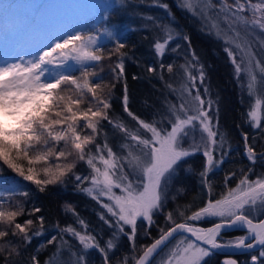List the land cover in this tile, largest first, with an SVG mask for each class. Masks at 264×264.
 <instances>
[{
  "label": "snow or ice",
  "instance_id": "6c2138e0",
  "mask_svg": "<svg viewBox=\"0 0 264 264\" xmlns=\"http://www.w3.org/2000/svg\"><path fill=\"white\" fill-rule=\"evenodd\" d=\"M141 3L166 14L163 20L144 13L139 19L147 31L144 38L151 36L152 61L145 70L175 96L165 97L163 110L150 119L129 108L124 72L125 61L132 59L125 51L130 37L110 20L112 13L129 6L128 0H102L94 10L108 23L94 30L65 32L52 44L33 37L37 46L29 59L13 62L5 58L10 53H0L3 264H207L228 248L250 254L247 264H264V142H257V135L264 141V0H177L178 8L205 21L223 40L242 100L245 95L249 99L243 123L237 125L248 166L225 172L219 191L214 176L233 158V142L220 126L218 101L205 83V65L187 33L176 27L179 20L167 0ZM180 41L188 45L184 64L166 63L165 56L177 52ZM113 56L107 76L123 81L121 105L131 123L115 113V83L109 87L102 74V62ZM165 74L169 80L179 75L180 87L166 81ZM244 125L258 134L250 139ZM110 132L119 136L115 145ZM197 155L203 158L199 169L192 163ZM81 164L86 171L79 170ZM182 174L198 177L203 190L204 203L195 210L194 201L181 204L177 199L187 193ZM69 184L100 206L97 216L109 230L106 238L102 228L90 225L67 202L63 212L73 223L62 226L55 221L54 234L48 236L45 216L37 215L43 212L39 195L49 186L67 189ZM18 195L32 201L27 211ZM169 201L174 204L171 210L166 208ZM161 215L163 226L156 219ZM138 221L142 237H150L151 243H137ZM203 221L214 223L197 225ZM229 229L244 234L226 238L223 233ZM124 238L130 255H120ZM34 240L39 243L29 251ZM49 245L55 248L42 262ZM223 264L238 261L226 259Z\"/></svg>",
  "mask_w": 264,
  "mask_h": 264
},
{
  "label": "trees",
  "instance_id": "16d2710c",
  "mask_svg": "<svg viewBox=\"0 0 264 264\" xmlns=\"http://www.w3.org/2000/svg\"><path fill=\"white\" fill-rule=\"evenodd\" d=\"M170 4L172 11L174 12L176 18L179 20V24L176 25L178 29H182L190 37L191 48L195 50L196 54L200 57L201 62L204 63L207 78L205 80L206 84H209L210 91L212 93V98L218 101L219 104V122L223 130H226L231 137L233 142V153L231 159L226 161L222 166V169L217 171L214 176V182L217 186V191H219V185L224 180V173L232 170L238 171L242 167L248 166V161L243 154V141L240 136V130L237 128V125L243 123V114L247 110L249 99H245L243 96L242 100V91L240 85L234 79L233 76V66L224 51V45L221 41L214 38L211 34L206 32L201 28V25L198 21L190 17L186 12L184 13L180 10L175 4L174 0H167ZM128 4L131 8H134L138 15L151 14L154 16L160 17V19H166V14L160 12L158 7L152 9L144 3H141L140 0H128ZM126 9V8H125ZM124 9L125 12H127ZM128 13V12H127ZM114 16H120V12L112 13ZM101 24H107L106 21H101L100 16L93 14L91 20L88 23V30H94L96 27H100ZM133 24V25H132ZM130 28L126 29L125 32L130 37L128 41V47L125 51H128L132 56V59H127L125 61V72L128 95H129V108L139 115L141 118L150 119L152 113L157 110H163L165 97L170 100H175V96L169 93V90L164 86V81L150 78L149 74L145 70V65L152 61V56L149 53V46L151 43V36L148 39H145L144 36L147 35V31L141 27L142 22L135 24L132 22ZM129 29H136V31H129ZM105 41L108 38L104 39ZM113 45L108 44V48H111ZM188 45L180 41V48L177 52L169 53L165 56V62H172L174 65H182L185 62V50ZM107 51V50H106ZM116 57H112V61L105 60L102 62L103 73L107 76L110 71V66L115 61ZM139 60V66L136 62ZM99 72L100 69L98 68ZM179 69L174 67V74L178 73ZM193 75H196V69L192 70ZM78 74V73H77ZM137 77L134 79L133 77ZM165 80L169 83H172L174 87L178 88L179 84L182 82V79L179 75H175L173 79L169 80L168 74H165ZM107 84L111 87V84L115 83V88L113 91L114 99L112 100L113 109L116 114H119L127 123H131L127 118L126 114L123 113L121 98L123 96V81L116 82L112 80L111 76H107ZM197 86L199 81H197ZM201 94L203 95V88L201 87ZM244 131L249 133L250 139L253 135H257L259 130H254L249 128L247 125H244ZM119 140V136L112 137L110 132V142L115 145ZM257 142L260 141L257 135ZM115 150V149H114ZM193 166L199 169L203 163V158L199 155L192 158ZM80 171H86L84 165L79 166ZM261 168L257 166L256 171L259 172ZM183 175V174H182ZM190 183L193 185V191L196 194H199V202L193 205V210L196 207L202 206L204 201L201 199L203 195V190L196 176L187 175ZM235 180L229 181V184L234 186ZM185 185V183H184ZM187 187V185H185ZM7 195V194H5ZM16 199L25 203V210H28V207L31 204V200L25 199L22 196H17ZM65 202L71 204L75 210L90 223V225L99 229H103L105 238L109 234V230L103 223L98 219L97 213L101 212L102 209L100 206L88 198L82 193H78L74 190L71 184L68 185L67 189H61L59 187L49 186V190L46 193L39 195L38 205L43 209L42 213L45 216V228L48 230V236L54 234L53 224L55 221L59 220L60 224L63 226L68 223H73V218L71 215H65L63 208ZM167 210H170L169 208ZM28 217L21 216L20 219H26ZM35 219V217H33ZM157 223L163 226L164 217L158 216ZM213 222H197V225L200 226H209ZM140 222L138 221V241L137 243H151L150 237H142L140 232ZM152 236L155 237L158 235L155 227L150 229ZM242 232L234 231L227 232L223 235L226 238H233L239 235H242ZM48 237H41L40 239H47ZM39 243V240H34V247ZM55 248V245H49L47 252H43L40 256L41 261L43 262L44 258L51 253ZM128 254L130 255V248L126 238H124L123 247L120 250V255ZM220 256L214 254L208 258L207 264H219ZM245 261H241L240 264H244ZM0 264H3V260L0 259Z\"/></svg>",
  "mask_w": 264,
  "mask_h": 264
},
{
  "label": "rangeland",
  "instance_id": "374dc122",
  "mask_svg": "<svg viewBox=\"0 0 264 264\" xmlns=\"http://www.w3.org/2000/svg\"><path fill=\"white\" fill-rule=\"evenodd\" d=\"M101 2L102 0H0V53H10V56L5 58L13 62L19 60L20 57L29 59L37 46L33 39L35 36H40L45 43L52 44L54 38L62 36L65 32L77 30L87 32L92 15L94 13L99 15L98 11L94 9ZM174 2L177 5V0ZM150 8L155 10L153 7ZM124 9L119 11L120 16L118 17L111 14L110 20L112 24L125 31L130 28L132 22L138 24L141 20L134 8L128 6L125 9L128 13ZM159 10L163 12L162 9L159 8ZM183 12L190 15L187 11ZM190 17L198 21L203 30L223 43V40L215 34V30L208 28L205 21L196 16L190 15ZM68 24L71 26L66 27L65 25ZM105 38L107 36H104ZM172 43L175 44L176 41ZM256 51L259 57L258 46ZM245 99L248 97L245 96ZM182 183L187 185V193L177 198L179 203L184 204L193 201L194 204L198 203L199 194L193 191V185L187 175H182ZM173 207L174 204L169 201L166 208L171 210ZM203 222L211 223L213 221ZM249 259L250 256L247 258L246 264L250 261Z\"/></svg>",
  "mask_w": 264,
  "mask_h": 264
},
{
  "label": "water",
  "instance_id": "95a60500",
  "mask_svg": "<svg viewBox=\"0 0 264 264\" xmlns=\"http://www.w3.org/2000/svg\"><path fill=\"white\" fill-rule=\"evenodd\" d=\"M199 226V225H198ZM213 226V224L209 225V226H205V227H211ZM200 227H203V226H200ZM235 230H227L226 232L224 233H227V232H234ZM239 232H242V231H239ZM223 233V234H224ZM243 233V232H242ZM255 251V250H253ZM231 253H234V254H231ZM244 252L242 251H239V250H236V249H232V248H228V249H224L222 251H218L216 254L217 255H221L223 256L222 259L220 260L219 264H223V262L226 260V259H235L236 260V256L239 255V254H242Z\"/></svg>",
  "mask_w": 264,
  "mask_h": 264
},
{
  "label": "flooded vegetation",
  "instance_id": "af4514ba",
  "mask_svg": "<svg viewBox=\"0 0 264 264\" xmlns=\"http://www.w3.org/2000/svg\"><path fill=\"white\" fill-rule=\"evenodd\" d=\"M219 256H220V260H221L223 256H221V255H219ZM249 256H250V254H248V253H242V254H239L236 256V260L238 261V264H240L241 261H245V264H246L247 258Z\"/></svg>",
  "mask_w": 264,
  "mask_h": 264
}]
</instances>
